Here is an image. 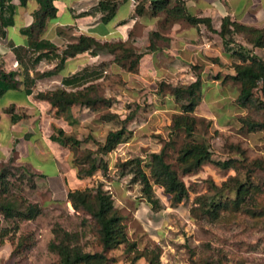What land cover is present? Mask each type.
I'll list each match as a JSON object with an SVG mask.
<instances>
[{
    "label": "rangeland",
    "instance_id": "374dc122",
    "mask_svg": "<svg viewBox=\"0 0 264 264\" xmlns=\"http://www.w3.org/2000/svg\"><path fill=\"white\" fill-rule=\"evenodd\" d=\"M164 21L171 22L167 16ZM240 40L248 43V36L238 34L224 42L228 63L212 57L214 65H192L188 75L175 82L163 76L158 52L149 57L156 41L148 51L130 42H110L113 50L97 51L102 59L85 69V78L101 79L89 84L95 87L92 95L111 99V107L93 111L76 105L72 117L51 112L64 136L81 141L74 148L60 141L69 148L71 165L81 178L75 190L100 187L111 194L127 240L106 250L98 223L88 211L75 209L65 184H55L13 152L0 158V204L13 208L10 216L0 211V264H61L52 248L63 237V233L57 236L59 230L73 235L71 246L105 255L103 261L91 264H264V130L248 129L250 121L264 122V107H241L237 103L241 84L228 78L235 74L237 61L241 63L238 53L264 59V48L250 43L248 48ZM220 68L230 72L223 76ZM198 76L201 101L191 114L196 119L193 130H175L174 118L183 114L184 102L176 100L171 86H188ZM123 126L128 138L109 153L99 151L108 133ZM191 143L208 145L212 161L187 172L178 158ZM161 152L188 188L181 203L152 181L153 205L135 178L130 162L142 159L149 174L151 155ZM225 161L231 166L218 164ZM93 163L97 169L87 175ZM30 209L35 211L33 218Z\"/></svg>",
    "mask_w": 264,
    "mask_h": 264
},
{
    "label": "crops",
    "instance_id": "0c3cea01",
    "mask_svg": "<svg viewBox=\"0 0 264 264\" xmlns=\"http://www.w3.org/2000/svg\"><path fill=\"white\" fill-rule=\"evenodd\" d=\"M151 1L146 4V12L137 15L138 0H121L115 17L105 22L99 8L100 0H54L58 14L48 20L44 32V38L58 47L60 56L52 59H38L41 52L31 47L29 36L24 32L35 21L34 14L40 7L38 0H26V4L22 0L9 1L14 7L13 23L0 30V66L17 73L23 84L21 89L8 91L0 97V158L16 152L20 162L37 167L55 184L63 182L68 192L79 189L81 178L71 165L69 148L53 138L55 134L61 137L65 131L55 125L51 112L54 108L37 95L64 87V79L83 73L102 59L101 53L92 56L86 53L62 61L64 49L81 36L102 43L130 42L136 49L146 51L150 50L152 40L156 41L157 46L149 57L153 58L158 52L163 76L169 82L188 75L192 65H214L212 57L229 62V56L223 52L224 39L219 33L202 24L195 26L180 20L166 22L164 11L151 12ZM170 2L174 4L176 0ZM185 3L194 16L211 18L216 31H220L225 18L264 29V0H185ZM8 16L9 13L4 14L5 18ZM238 42L251 48L244 40ZM218 72L224 76L230 70L220 68ZM100 80L87 82L84 77L69 87L83 89ZM9 107L14 114L7 112Z\"/></svg>",
    "mask_w": 264,
    "mask_h": 264
},
{
    "label": "trees",
    "instance_id": "16d2710c",
    "mask_svg": "<svg viewBox=\"0 0 264 264\" xmlns=\"http://www.w3.org/2000/svg\"><path fill=\"white\" fill-rule=\"evenodd\" d=\"M10 0H0V30L3 27L13 23L14 7L9 3ZM121 0H100L99 8L103 11V21L112 20L117 12ZM149 0H138L136 5V14L143 15L146 12V4ZM39 9L35 12V21L33 24L24 29V32L29 36L31 47L41 52L40 58H57L60 54L57 53L58 47L50 40L44 38V32L48 20L54 18L58 14V8L54 0H38ZM26 4V0H22ZM170 0H152L151 11L153 14L164 11L168 20H185L191 25L199 26L206 25L211 31L217 32L222 36L225 43H230L235 35L246 34L248 43L256 48H264V29L249 27L232 21L230 18H225L222 21L220 31L214 29L212 19L208 17H197L191 14L186 6L185 0H176L175 4L170 6ZM5 13H9L7 18ZM156 33L153 34V36ZM127 45L128 42H122ZM121 44V43H120ZM112 49L113 45L109 42H99L95 38L81 36L76 43L69 44L62 52V61L67 58L76 57L77 55L86 54L88 52L97 53L100 49ZM152 48V46H151ZM241 63L235 66V74L230 75L233 81L241 84L240 94L237 98V103L241 107L255 105L264 107V59L254 54L238 53ZM85 77V72L68 77L63 80L64 87L41 92L37 98L49 103L55 110L57 115H67L72 117V109L76 105H82L90 108L93 111H100L104 108H109L112 105V100L106 97L92 95L95 87L88 85L83 89L76 91H68L69 86H74L77 81ZM23 82L18 79L17 73L6 71L0 66V97L11 90H19ZM201 77L188 86L177 85L171 86L172 94L177 101L184 102L182 105L183 114L177 115L174 118V129L184 128L189 133L192 132L196 119L191 116L195 112L201 101ZM7 112L14 114L12 107L7 109ZM16 119V116L13 115ZM1 119V115H0ZM130 121V117L125 119V122ZM249 131L264 130V122H248ZM128 129L123 126L120 129L112 130L108 133L104 144L99 145V151L109 153L114 150L120 143L128 138ZM64 133L62 132V135ZM57 139L64 145L77 147L81 141L73 137L62 136ZM178 160L187 165V172L198 170L203 164L212 161V153L206 144L191 143L188 144L180 153ZM135 169V178L143 185V192L148 200L154 204L156 201L152 198L153 186L152 181L159 184L165 189V192L171 195L175 203H181L189 195L188 188L184 180L180 177L177 170L166 161L164 152L153 153L151 155L150 173L148 174L142 166V159H134L130 162ZM221 166L229 167V161L219 162ZM97 169V165L93 163L92 167L86 171L87 175H92ZM81 175V173H80ZM3 175H0V180ZM242 190V187L239 191ZM69 200L77 211L85 210L92 214L100 227L101 241L106 250L113 249L118 245L126 242L127 237L122 225V217L114 206V201L111 194L103 190V188L74 190L68 194ZM0 211L5 212L6 216L12 215L13 208L9 204H0ZM30 218L36 214L34 209H30ZM213 209L211 212H215ZM57 236L63 233L62 239L58 243H53L52 248L58 251L61 264H91L103 261L105 255L102 253L83 252L77 246H71L70 242L73 239L71 233L65 231H55ZM61 238V237H60ZM69 241V243H68Z\"/></svg>",
    "mask_w": 264,
    "mask_h": 264
}]
</instances>
